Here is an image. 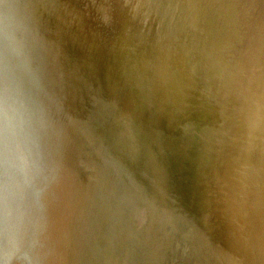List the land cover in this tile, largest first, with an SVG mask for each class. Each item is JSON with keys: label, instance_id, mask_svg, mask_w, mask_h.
<instances>
[{"label": "bare ground", "instance_id": "obj_1", "mask_svg": "<svg viewBox=\"0 0 264 264\" xmlns=\"http://www.w3.org/2000/svg\"><path fill=\"white\" fill-rule=\"evenodd\" d=\"M65 1L58 0L59 31L33 54L48 67L39 74L63 121L62 264H264V146L248 140L264 137V123L236 127L237 110L175 30L156 36V45L117 53L93 17ZM217 180L218 189L226 180L237 200L234 219L223 220L224 205L214 202L221 197L212 191ZM248 180L253 191H234Z\"/></svg>", "mask_w": 264, "mask_h": 264}, {"label": "rangeland", "instance_id": "obj_2", "mask_svg": "<svg viewBox=\"0 0 264 264\" xmlns=\"http://www.w3.org/2000/svg\"><path fill=\"white\" fill-rule=\"evenodd\" d=\"M51 1L0 0V264H23L27 259L26 264H62L66 228V216L62 215L67 209L66 185L60 180L63 121L53 105L50 82L46 78L43 82L38 73L48 67L42 64L40 68L34 51L47 34L60 29L58 0ZM196 1L66 0L65 4L92 16L117 53L156 45V36L175 30L183 46L203 60L207 80L237 110L236 127L242 128L243 121L264 123V0H206L203 7H197ZM22 3L31 16L33 40ZM106 3L114 5L113 11ZM31 41L35 44L32 50ZM246 44L251 49H235ZM205 57L212 63L206 64ZM185 101L188 106L193 103ZM248 140L264 146V137Z\"/></svg>", "mask_w": 264, "mask_h": 264}, {"label": "water", "instance_id": "obj_3", "mask_svg": "<svg viewBox=\"0 0 264 264\" xmlns=\"http://www.w3.org/2000/svg\"><path fill=\"white\" fill-rule=\"evenodd\" d=\"M21 11L23 12V14L25 15V17L27 19L28 28H29L30 33H31V40H33V31H32V25H31V16H30L28 10L25 8V4L24 3H22ZM32 46H33V43L31 41V50H32ZM35 68L38 69L37 67H35ZM230 112H234V110H232ZM222 149L224 150V148H222ZM242 172L246 176V174L248 172H250L249 165L246 168H243L242 169ZM231 181H234V180H231ZM218 182H219V180H217L215 182V184L212 186V191H214V193H220L221 194V197L218 198V200H216L214 202H216L218 204H223L224 205V207L221 206V210H223V212H225V214L223 215L222 219L225 220L227 218H233V217L236 218L237 217V215H236L237 214V211H236V202H237V200L233 196H231V192L228 191L229 185H228V183H227L226 180L223 181V184H221V186H220L219 189H218V186H217ZM232 187L234 188V191H242V189H245V191L247 189L250 190V191H253L254 188H255V185L252 184V181L249 180V183H247V181L243 185L242 184H236L235 183V184L232 185ZM221 188H224V189L221 190ZM243 195H246L245 192H243ZM250 195H251V193H250ZM243 199H242V201H243ZM243 214H244V212H243ZM243 222H244L245 225L248 224L247 227H245L244 230H248V228H249V222L250 221L249 222L243 221Z\"/></svg>", "mask_w": 264, "mask_h": 264}]
</instances>
